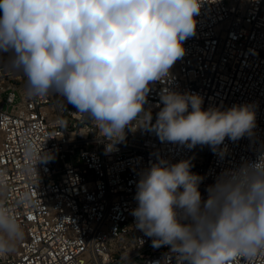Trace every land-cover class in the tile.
I'll use <instances>...</instances> for the list:
<instances>
[{
	"label": "clouds",
	"instance_id": "1",
	"mask_svg": "<svg viewBox=\"0 0 264 264\" xmlns=\"http://www.w3.org/2000/svg\"><path fill=\"white\" fill-rule=\"evenodd\" d=\"M204 0H0V72L20 74L31 97L57 95L91 120L106 152L126 129L143 126L160 140L207 145L223 155L225 138L250 136L251 104L202 108L194 92L164 89L159 112L144 109L150 84L164 81L195 35ZM26 146L29 156L36 155ZM40 150L36 164L50 159ZM35 164V165H36ZM190 160L160 158L145 169L132 210L135 228L167 246L163 264H230L264 252V152L225 169L201 197L204 177ZM6 184L0 171V188ZM27 195L21 198L26 202ZM24 229L0 203V257L15 251Z\"/></svg>",
	"mask_w": 264,
	"mask_h": 264
},
{
	"label": "built area",
	"instance_id": "2",
	"mask_svg": "<svg viewBox=\"0 0 264 264\" xmlns=\"http://www.w3.org/2000/svg\"><path fill=\"white\" fill-rule=\"evenodd\" d=\"M196 20L185 55L168 79L150 84L144 109L154 124L166 88L199 94L204 110L253 105V133L225 138L223 155L207 145L162 142L143 126L126 129L118 150L106 152L107 141L72 104L55 94L31 97L22 75L0 72V203L24 229L0 264H163L169 248L153 247L131 214L142 172L160 158L190 160L191 171L204 177L199 191L206 200L222 171L264 152V0H204ZM28 145L36 155L26 153ZM40 150L51 158L36 164ZM230 264H264V252Z\"/></svg>",
	"mask_w": 264,
	"mask_h": 264
}]
</instances>
